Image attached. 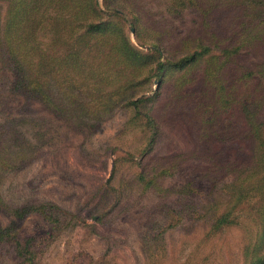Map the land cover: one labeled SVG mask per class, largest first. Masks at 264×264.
Returning <instances> with one entry per match:
<instances>
[{
  "label": "rangeland",
  "instance_id": "obj_1",
  "mask_svg": "<svg viewBox=\"0 0 264 264\" xmlns=\"http://www.w3.org/2000/svg\"><path fill=\"white\" fill-rule=\"evenodd\" d=\"M239 20L237 10L225 12L208 29L193 0H0V228H13L22 252L0 245V264H250L256 195L231 225L213 229L212 187L196 176L203 123L219 111L199 106L204 72L218 61L172 67L206 33H223L221 22ZM8 42L23 60L21 76ZM256 42L241 63L264 58V34ZM153 46L167 63L160 84ZM36 87L41 100L23 91ZM141 98L158 129L148 153L150 131L131 107ZM231 112L221 108L218 135L240 118ZM214 149L250 162L246 141ZM45 202L64 214L14 215Z\"/></svg>",
  "mask_w": 264,
  "mask_h": 264
},
{
  "label": "trees",
  "instance_id": "obj_2",
  "mask_svg": "<svg viewBox=\"0 0 264 264\" xmlns=\"http://www.w3.org/2000/svg\"><path fill=\"white\" fill-rule=\"evenodd\" d=\"M193 1L204 14L208 29L212 28V23H216L218 18H223L225 12L230 13L237 10L238 19H240L237 23L233 21V25L230 21L229 24L228 21L226 24L221 22L223 33H211V35L206 33L204 41L198 40L196 50L172 64V67L178 70H185L205 57H210L209 62L211 60L218 61L214 72H204L206 80L199 106L210 108L214 103V106L218 104L219 111L214 110L213 118L207 117L203 123L204 126L201 135H199V143H201L199 158L196 157L199 160L196 168L200 173L196 176L212 187L208 192L210 197L206 205L214 210V216L211 219L213 229L231 225L239 206L247 198L256 195L259 203L256 211L258 230L254 248L246 257H249L250 264H264V259L259 254V250L264 247V58L259 62L247 64L240 61L243 56L254 51L256 45L260 44L256 41L260 39L261 34H264V0H216L214 6L212 3L204 4V0ZM91 27L100 29L105 27L108 30L106 24H102L101 27ZM7 45V53L10 54L9 60L11 64L13 62L21 76L23 60L14 54L16 45L14 46L11 42H8ZM121 46V51L124 53L129 54L133 51L131 45ZM153 50L158 57L155 72L157 73V82L160 84L162 78L159 73L163 70L166 62L161 61L162 54L157 46H153ZM133 55L134 59L143 63V57L138 53ZM251 63L254 64L249 66ZM212 82L216 83V88L208 86ZM179 83H182V87L190 85L184 78H181ZM11 91L13 94L16 93L14 89ZM23 91L27 96L39 100L43 98L42 91L38 87L26 88ZM143 101L142 98L133 101L131 107L138 116L145 120L150 131L148 144L143 150L148 153L153 150L156 143L158 129L154 118L148 112L141 110L140 104ZM49 108L56 111L57 107L52 105ZM221 108L231 110L233 117H237V115L240 117L236 119L237 122H230L226 127L230 134L218 135L217 132H214ZM239 140L250 144V162L248 164L231 159L226 160L220 151L214 149L215 144L223 146ZM190 170L197 173L195 170ZM190 174L192 176V173ZM218 206L223 207L221 213L217 212ZM63 212L54 203L45 202L15 210L14 215L17 219H23L30 214H41L50 218L54 214H64ZM19 241L18 234L12 227L0 228V245L8 242L14 243L17 256L20 257L22 252L17 248Z\"/></svg>",
  "mask_w": 264,
  "mask_h": 264
}]
</instances>
